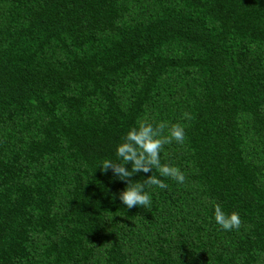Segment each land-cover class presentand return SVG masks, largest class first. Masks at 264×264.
<instances>
[{
  "label": "trees",
  "instance_id": "16d2710c",
  "mask_svg": "<svg viewBox=\"0 0 264 264\" xmlns=\"http://www.w3.org/2000/svg\"><path fill=\"white\" fill-rule=\"evenodd\" d=\"M145 117L186 180L127 208ZM0 264H264V0H0Z\"/></svg>",
  "mask_w": 264,
  "mask_h": 264
},
{
  "label": "clouds",
  "instance_id": "9594fccd",
  "mask_svg": "<svg viewBox=\"0 0 264 264\" xmlns=\"http://www.w3.org/2000/svg\"><path fill=\"white\" fill-rule=\"evenodd\" d=\"M182 118L191 120L193 117L190 113L184 112ZM185 140V126L181 123H170L165 120L153 122L147 117L140 118L117 144L115 154L118 161L104 159L97 167L102 172L111 169L117 179L126 181V187L119 193V199L124 206L148 208L151 204V194L146 189L169 187L160 177L171 179L179 184L185 183V173L178 166L161 161V152L165 145L173 142L183 145ZM126 163L131 164L130 169L125 167ZM153 169L159 175L152 174ZM141 171L151 175H148L142 183H133L130 177ZM213 207L214 220L223 230L231 231L241 228L242 220L237 212L226 213L220 204H214Z\"/></svg>",
  "mask_w": 264,
  "mask_h": 264
}]
</instances>
